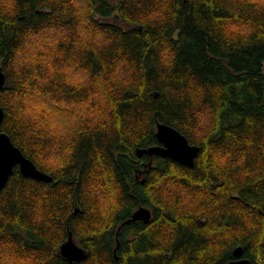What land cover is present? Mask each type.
<instances>
[{
  "label": "trees",
  "instance_id": "trees-1",
  "mask_svg": "<svg viewBox=\"0 0 264 264\" xmlns=\"http://www.w3.org/2000/svg\"><path fill=\"white\" fill-rule=\"evenodd\" d=\"M0 264H264V0H0ZM193 166L138 156L157 124ZM148 222L131 220L140 207Z\"/></svg>",
  "mask_w": 264,
  "mask_h": 264
},
{
  "label": "water",
  "instance_id": "water-1",
  "mask_svg": "<svg viewBox=\"0 0 264 264\" xmlns=\"http://www.w3.org/2000/svg\"><path fill=\"white\" fill-rule=\"evenodd\" d=\"M5 83L6 74L0 64V89ZM4 115V109L0 106V192L13 174L15 166H19L21 173L26 177H32L46 182L52 181L53 177L40 170L36 164L26 157L21 149L12 142L10 136L1 130ZM156 136L160 144L139 149L137 151L139 157L143 154L149 155L151 157L150 164L153 163L154 156L171 158L188 166H193L195 164V159L198 156L200 147L190 144L187 137L175 127L166 123H158ZM151 217V210L142 206L133 213L131 220L148 222ZM243 252L241 246L235 248V259L227 264H251L250 259L242 257ZM61 254L66 258L68 264L80 261L87 255L85 249L75 242L72 234H70L67 241L62 244Z\"/></svg>",
  "mask_w": 264,
  "mask_h": 264
}]
</instances>
